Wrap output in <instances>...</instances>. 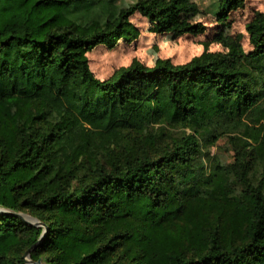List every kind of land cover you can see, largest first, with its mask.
I'll use <instances>...</instances> for the list:
<instances>
[{"label":"trees","instance_id":"1","mask_svg":"<svg viewBox=\"0 0 264 264\" xmlns=\"http://www.w3.org/2000/svg\"><path fill=\"white\" fill-rule=\"evenodd\" d=\"M243 2L218 0L217 20ZM198 11L194 0H0V264H264V15L245 26L249 55L132 62L106 80L86 57L134 37V13L155 33L202 34L180 19ZM163 125L189 133L155 151ZM231 133L234 163L196 173L199 142ZM248 160L263 164L256 186ZM231 177L251 207L234 201L223 227L207 208L229 201Z\"/></svg>","mask_w":264,"mask_h":264},{"label":"rangeland","instance_id":"2","mask_svg":"<svg viewBox=\"0 0 264 264\" xmlns=\"http://www.w3.org/2000/svg\"><path fill=\"white\" fill-rule=\"evenodd\" d=\"M138 0H117L120 6L130 5ZM199 11L196 14L181 16V21L190 23H201L205 31L199 35L174 36L170 33H155L150 23L138 13L130 17V23L136 30L134 37L126 40L120 38L113 46H97L86 53L88 64L93 75L100 79L110 78L116 70L127 67L132 62H137L147 67H152L158 60H169L173 65L184 64L192 58L200 56L204 52L224 53L235 50L242 55H249L253 48L248 42V35L245 31L246 24L256 15H264V0H244L241 6L228 12L225 21H218V0H194ZM157 128L160 137L157 138L155 151L160 150L164 145L171 143L174 138L182 136L188 130L180 127L163 125ZM241 137L238 133L224 134L214 143H199L201 155L197 165L203 169L196 168V173L208 171L212 164L229 166L234 163L235 146L231 138ZM251 185L256 186L261 178L263 164L256 160H248L245 170ZM233 178V177H231ZM228 181L229 201L220 208H207L209 216L220 214L223 227H227L228 216L233 213V202L251 207L247 197L244 195V187L233 178ZM188 205H201L202 201L197 199L188 201ZM4 210L0 207V212ZM26 221L33 219L20 213ZM180 222V220H175ZM43 264V263H40Z\"/></svg>","mask_w":264,"mask_h":264},{"label":"water","instance_id":"3","mask_svg":"<svg viewBox=\"0 0 264 264\" xmlns=\"http://www.w3.org/2000/svg\"><path fill=\"white\" fill-rule=\"evenodd\" d=\"M19 216H21V215H19ZM30 223H36V220H34L33 219V221H31ZM28 261V260H27ZM29 262V261H28ZM30 263V262H29ZM33 264H40V261H37V262H35V263H33Z\"/></svg>","mask_w":264,"mask_h":264}]
</instances>
